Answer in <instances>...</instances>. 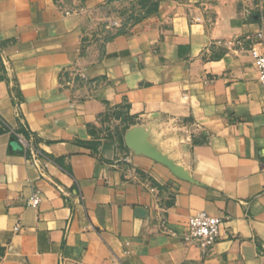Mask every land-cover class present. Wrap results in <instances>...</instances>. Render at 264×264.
Listing matches in <instances>:
<instances>
[{"label":"crops","instance_id":"crops-1","mask_svg":"<svg viewBox=\"0 0 264 264\" xmlns=\"http://www.w3.org/2000/svg\"><path fill=\"white\" fill-rule=\"evenodd\" d=\"M149 1L0 0V264H264L259 0ZM199 211L224 220L207 252Z\"/></svg>","mask_w":264,"mask_h":264},{"label":"built area","instance_id":"built-area-1","mask_svg":"<svg viewBox=\"0 0 264 264\" xmlns=\"http://www.w3.org/2000/svg\"><path fill=\"white\" fill-rule=\"evenodd\" d=\"M252 57L254 65L259 71V82L262 86L264 100V52L253 48ZM14 135L25 150L31 151V159L34 162L41 159L43 153L37 146V138L33 132L14 131ZM40 203V191L37 190L28 200V205L38 207ZM223 222L224 220L221 217L214 216L207 211H199L192 214L188 220V229L184 233L186 243L197 246L202 249V251L207 252L220 239Z\"/></svg>","mask_w":264,"mask_h":264},{"label":"water","instance_id":"water-1","mask_svg":"<svg viewBox=\"0 0 264 264\" xmlns=\"http://www.w3.org/2000/svg\"><path fill=\"white\" fill-rule=\"evenodd\" d=\"M146 133L142 128H134L129 131L126 137L127 144L129 147L134 149L138 153H144L159 162L167 164L170 168H172L177 174H181L180 168L170 160L166 155L159 152L156 148L151 146L145 140ZM13 142H16V138H13Z\"/></svg>","mask_w":264,"mask_h":264},{"label":"rangeland","instance_id":"rangeland-1","mask_svg":"<svg viewBox=\"0 0 264 264\" xmlns=\"http://www.w3.org/2000/svg\"><path fill=\"white\" fill-rule=\"evenodd\" d=\"M76 0H65L66 3H68L69 5H74ZM262 0H259L258 3H256L255 5L252 6V10L251 12H253L254 14H252V16L254 15H258L260 17H263L264 13H262V3H261ZM140 6L136 7V10H134L135 14H134V17H139V16H143L147 13L149 7L150 8H153L154 7V1H149V3L147 5H150L149 7L148 6H145L144 3H140L139 4ZM256 12V14H255Z\"/></svg>","mask_w":264,"mask_h":264},{"label":"trees","instance_id":"trees-1","mask_svg":"<svg viewBox=\"0 0 264 264\" xmlns=\"http://www.w3.org/2000/svg\"><path fill=\"white\" fill-rule=\"evenodd\" d=\"M17 139V138H16Z\"/></svg>","mask_w":264,"mask_h":264}]
</instances>
